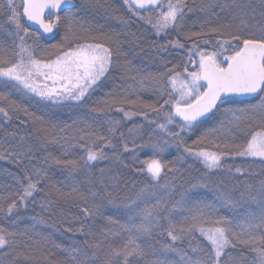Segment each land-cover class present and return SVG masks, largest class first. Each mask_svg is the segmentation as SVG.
I'll use <instances>...</instances> for the list:
<instances>
[{
	"label": "snow or ice",
	"instance_id": "obj_1",
	"mask_svg": "<svg viewBox=\"0 0 264 264\" xmlns=\"http://www.w3.org/2000/svg\"><path fill=\"white\" fill-rule=\"evenodd\" d=\"M94 2L125 31L135 22L148 25L153 37L182 33L183 41H156L155 51L182 50L185 59L175 64L162 57L166 60L162 69L137 70L139 77L130 76L131 67L119 60L122 33L85 26L76 0H0V88L5 90L0 92V161L21 173L9 172L19 187L10 193L11 199L0 198V213L11 225L0 224V252L9 264H38L46 258L49 238L38 239V233L33 236L31 229L21 231L16 226L21 208L35 203L38 194H44L41 209H50L55 189L56 202L91 204L82 208L86 220L102 216L101 210L110 206L102 239L90 224L81 222L75 229L84 239L81 247L62 249L68 264H264V180L258 188L244 184L239 190H220L212 202L202 191L211 190L207 178L225 169L226 157H250L264 163V0H121L122 14L99 0ZM196 10L226 15L223 22L211 27L206 22L200 31L184 33L185 17ZM61 28V42L44 48L41 36H59ZM184 41H192L191 46ZM116 68L121 69L124 84L71 125L55 121L51 109L86 106ZM137 86L151 88L156 99L141 100ZM217 120L218 127H209ZM201 128L207 130L189 144L185 135ZM57 129L64 135L57 134ZM237 132L244 134L243 143H237ZM53 146H58V153ZM173 147L181 150L180 156L176 161L165 160L164 154ZM76 148L83 155L74 156ZM124 154L131 160V165L124 166L146 182L132 196L113 195L105 186L104 200L96 203L100 193L93 188L85 195L75 183L64 191L52 181L51 172L59 168L68 180L75 181L83 172L94 183L92 169L100 162L122 161ZM187 157L203 165V178L186 186L181 180L178 187L182 169L177 163L182 165ZM235 171L244 174L239 167ZM100 172L95 182L104 184L106 169ZM110 180L113 186L119 184L115 176ZM156 189L168 200L158 199L149 207L147 197L150 192L155 196ZM248 204L256 208H245ZM220 208L243 209V221L221 215ZM161 211L167 215L162 217ZM162 219L167 220V241L159 248L145 247L142 238L162 228ZM246 252L253 255L249 258Z\"/></svg>",
	"mask_w": 264,
	"mask_h": 264
},
{
	"label": "trees",
	"instance_id": "obj_2",
	"mask_svg": "<svg viewBox=\"0 0 264 264\" xmlns=\"http://www.w3.org/2000/svg\"><path fill=\"white\" fill-rule=\"evenodd\" d=\"M197 1V0H196ZM81 11V10H80ZM211 19V18H210ZM150 40L148 42L149 45L146 49H144L145 53H149L150 55L157 54L155 51V38L152 37L150 34ZM153 38V40H152ZM169 37L163 38V40H159L160 43H165ZM42 41H46L45 36H41ZM147 46V45H146ZM10 51V50H9ZM182 50L178 49H169L168 53H161L157 54L160 57H166L168 54H172L175 52H179ZM5 91L4 89L0 88V92ZM16 98L15 96L13 97ZM90 101V98L88 102ZM88 104V103H87ZM91 108V107H90ZM32 110V109H30ZM39 112V109H34ZM51 112L55 113L54 119L60 125H71L73 121L77 119L84 118L86 113H89V110L86 106L83 107H73L70 105H65L64 107L60 108H53L50 110ZM115 116H120V113H113ZM137 122H142L141 117L134 118ZM128 126H131V122H126ZM18 124V121L15 119L12 121V125L15 126ZM219 121L210 122L209 127H218ZM207 128H201L197 130V134H201L203 131H206ZM71 130H69L70 132ZM126 131V129H125ZM57 134L64 135L63 132H60L59 129L56 130ZM240 134L239 132H237ZM237 133L235 135H237ZM193 134V133H192ZM192 134H186L185 139L188 141L189 144L192 142L189 140ZM209 150H212L210 145H206ZM52 151L54 153H58L59 149L58 146H53ZM109 151L110 150H106ZM111 154V152H110ZM181 154V150L173 147L169 149L168 152L164 154L165 160H171L174 158L173 161L177 160ZM74 156L83 155V150L80 148H76L73 150ZM186 155V154H185ZM124 159L122 161H113L109 163L108 161L100 162L99 167L92 169L91 178L94 183H89V174L87 173H80L78 178L75 181H71L66 179L67 173L60 170L59 168L53 170L51 172L52 181L56 184V187L61 188L64 191H68L69 187L66 185H70L71 183H75L77 187L80 188L81 192L85 195H89L88 189L89 187L93 188L94 191L100 193V195L94 198L96 203H101L105 198V193L102 189L107 186L109 190L112 191L113 195H120L122 197L125 196H132L134 191L139 190L140 187L144 186L146 183L141 174L136 173L132 170L131 167H125V164L131 165V160L127 159V154H124ZM243 159H235L233 156L226 157V164L225 169L219 171L217 174H210L207 178L210 189L211 190H202L205 191V198L207 201L212 202L215 200V194L220 191H232L233 187L237 190L242 189L244 184L252 185L256 188L260 186V182L264 180V174H257L256 169H258L261 164L248 161L244 157ZM177 167H181L182 175L176 181L179 187L180 181L182 180L184 185L186 186L189 182L203 178V165L200 164L198 161L192 160L191 157H187V159L181 165L177 163ZM231 167L232 172L228 173L227 168ZM239 167L244 171V174L241 175L237 173L235 169ZM106 169V173L103 177L104 184H101L97 181V178L101 176L100 169ZM9 172H16L17 175H21L18 170H16L12 165L7 164L4 161H0V198L8 197L11 199L10 193L17 190L19 185L16 183L15 179ZM111 176H115L119 179V184L113 186L112 181L110 180ZM64 180L65 184H60V181ZM223 182V183H221ZM156 192L155 196L151 195L147 197L146 203L149 207L152 204L156 203L158 199L163 198L164 200H168V197L164 194V192L160 189L154 190ZM43 193H40L36 196V202L30 203L28 208L25 210L21 208L20 214L21 219L18 222L19 230L23 231L25 229H31V235L35 236L37 233L39 236L38 239L43 237H48L50 242L47 245V251L45 253L44 259L38 261V264H68V256L67 253L62 251V249H71L73 246L81 247L83 242V237L75 231L76 228L79 227L81 222L87 223L92 225V230L96 237L102 239V232L106 231L105 225L107 223V217L109 215V207L102 209L101 211L104 213L102 216H97L95 220L85 219L84 214L82 213L83 207H91V204H84L83 201L76 200L72 201L69 200L67 202H56L55 201V189L51 191V197L53 199L52 207L48 210H43L40 207L42 202ZM178 198V197H175ZM238 198V194H237ZM0 203H3V200H0ZM171 206V202H169L168 207ZM245 208L255 209V205H244ZM243 209L237 210H229L226 208H220V214L226 215L229 218H235L236 220L243 221L244 217L241 215ZM161 216H166V211H161ZM111 215L115 218H118L121 223L126 222V218L117 216L116 213H111ZM32 217H36V219H32ZM43 219L46 223H38L37 221ZM0 224H3L6 227H11L8 220L0 213ZM161 224L163 225L162 228L157 229L153 232V235L150 238H142L143 244L145 247L149 245H155L157 248L160 247L161 244L167 241L165 229L167 228V220L162 219ZM72 228V231H66V229ZM91 238V237H90ZM25 239V238H19ZM113 238L110 236L109 240ZM120 241L117 240V243ZM59 245L60 247H56ZM234 253L236 250H232ZM89 255H91V250H89ZM249 258L253 255V253H245ZM175 259H179V257H175ZM0 261H4V264H9V258L4 256L2 252H0Z\"/></svg>",
	"mask_w": 264,
	"mask_h": 264
},
{
	"label": "rangeland",
	"instance_id": "obj_3",
	"mask_svg": "<svg viewBox=\"0 0 264 264\" xmlns=\"http://www.w3.org/2000/svg\"><path fill=\"white\" fill-rule=\"evenodd\" d=\"M77 3L81 5L79 9V15L82 18V23L87 25H92L97 28L100 32H110V31H118L121 32V40H122V48H121V55L119 60L122 64H127L131 67L132 71L129 73L130 76H137L139 77V71L142 70L145 72H154L158 69H162L164 64L166 63L165 59L158 56L157 54L150 55L149 53H145L144 49H146L149 45L148 40H150V34L152 35V29L143 23H132L127 30L123 29V26L119 24V22L110 15L105 13V9L102 7H97L94 0H76ZM100 3L111 7L119 9L120 13L124 12V9L120 7L121 0H99ZM197 3H200L201 0H197ZM81 10V11H80ZM217 12L219 10L217 9ZM225 13H221L220 16L216 15H209L208 13L200 12L198 10L188 13L185 17V22L183 25V32H197L200 31L201 25H204L206 22L208 23V27L213 26L216 23L223 22L222 17L225 16ZM211 18V19H210ZM64 29L61 28L59 30V36L49 37L46 36V41L40 40L41 45L44 48H51L54 44H59L61 42V38L63 36ZM93 35H98V33H94ZM153 37V35H152ZM169 39H177L180 38L183 41V34L181 33L179 36L176 32H171L168 36ZM164 37V38H166ZM99 39L103 40L102 36L98 37ZM155 41L163 40L160 37H153ZM152 38V40H153ZM195 39V38H194ZM159 42V43H160ZM189 47L191 46L192 41H184ZM31 43V40H29ZM147 45V46H146ZM10 50V47H9ZM37 55H41L40 52H37ZM167 61L171 63L179 64L185 59L184 51L175 52L172 54H168L166 56ZM124 78L121 74V69L116 68L114 74L109 76L107 81L103 84L102 87L97 89L90 97V101L86 105L87 109L89 110L90 107L94 106L98 101H102L105 99L106 94L112 91L119 85L124 84ZM127 83L131 84L132 81L129 79ZM136 95L145 102H151L156 99V95L151 88L145 87L141 89L137 86ZM222 118V117H221ZM235 135L237 143H243V136L244 134L239 132ZM200 134L193 133L189 140L192 142L196 139ZM145 139L147 136L145 135ZM236 160L243 159L242 157L233 156ZM248 161H254L260 163L261 166L256 169L257 174H264V163L260 162L259 160H254L253 158H245ZM174 158H171L173 161Z\"/></svg>",
	"mask_w": 264,
	"mask_h": 264
}]
</instances>
